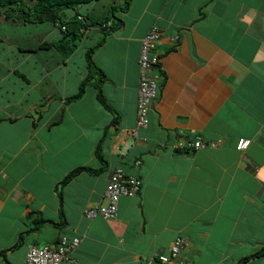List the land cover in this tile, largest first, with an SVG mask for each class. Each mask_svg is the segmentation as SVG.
Listing matches in <instances>:
<instances>
[{
	"label": "crops",
	"instance_id": "0c3cea01",
	"mask_svg": "<svg viewBox=\"0 0 264 264\" xmlns=\"http://www.w3.org/2000/svg\"><path fill=\"white\" fill-rule=\"evenodd\" d=\"M122 1L87 12L102 17ZM114 15L117 29L91 55L110 110L97 101L99 75L67 101L87 75L80 45L65 60L34 50L0 63V264H27L29 245L61 236L80 241L60 264H160L179 236L172 264L254 255L264 245V0H131ZM153 25L161 78L148 125L135 129L141 39ZM197 137L203 148H183ZM239 139L250 143L237 150ZM96 152L101 172L61 185L79 167L98 170ZM115 169L138 179V192L120 198L114 218H86L106 204Z\"/></svg>",
	"mask_w": 264,
	"mask_h": 264
},
{
	"label": "trees",
	"instance_id": "16d2710c",
	"mask_svg": "<svg viewBox=\"0 0 264 264\" xmlns=\"http://www.w3.org/2000/svg\"><path fill=\"white\" fill-rule=\"evenodd\" d=\"M98 1L99 0H0V19H2V22L14 25H42L46 26L47 30L57 31V39L31 46L29 45L28 49V45L26 46V41H28L26 33L24 39L21 37L19 41L15 43L19 44L17 49H19L18 52L21 54L34 53V50L41 51L52 49L64 60L71 56L77 50L80 43L85 40L86 32L97 29L100 33L99 38L95 44L87 47L83 53L87 75L79 83L76 94L68 97L67 101L80 99L85 92L89 80L92 79L93 75H99L101 79L98 80L95 85L97 101L101 106L108 108L100 92L101 80L104 78V74L93 63L91 55L104 43L106 37L117 29L118 25L114 13L116 11L125 12L131 0H124L122 6L113 7L112 11L102 17L92 16L91 13L86 10H84V12L80 11L82 8L81 6ZM96 157L100 163L98 170L79 167L68 174L61 185L66 184L68 180L81 171H88L90 173L101 172L104 169L105 162L98 152H96ZM60 198L59 194V203L61 207L62 202ZM42 222L50 223L48 220H42ZM62 224H65L64 221H62ZM263 255L264 245L254 255L241 259L237 264H245L250 258H257Z\"/></svg>",
	"mask_w": 264,
	"mask_h": 264
},
{
	"label": "built area",
	"instance_id": "2783aa9c",
	"mask_svg": "<svg viewBox=\"0 0 264 264\" xmlns=\"http://www.w3.org/2000/svg\"><path fill=\"white\" fill-rule=\"evenodd\" d=\"M160 29L153 25L141 39L140 52L138 58V84H137V101H136V121L135 129L145 128L148 125V116L152 102L158 94V81L160 77L153 73L157 68L160 57L155 51V47L160 40ZM247 139H239L236 149L243 150L249 145ZM210 146H214L211 144ZM204 144L197 137L195 141H186L183 148L199 149ZM140 181L135 177H125L120 169H115L111 174L104 193L106 204L104 206L95 205L85 210L84 216L88 219L99 215L104 219H112L116 216L118 202L123 196H134L139 188ZM79 238L67 239L60 237L52 246L37 248L28 246L25 255V261L28 264H59L67 261L70 255L75 251L79 244ZM186 241L183 237H176L169 249V254L159 257L161 264H172L177 260ZM185 264V263H181Z\"/></svg>",
	"mask_w": 264,
	"mask_h": 264
},
{
	"label": "rangeland",
	"instance_id": "374dc122",
	"mask_svg": "<svg viewBox=\"0 0 264 264\" xmlns=\"http://www.w3.org/2000/svg\"><path fill=\"white\" fill-rule=\"evenodd\" d=\"M102 1L104 0H99L98 2L83 5L81 6L82 8L80 9V11L84 12V10L87 11L89 7L93 8V6H99L102 3ZM119 5L122 6L123 1L120 2ZM115 19L117 21H120L118 17H116ZM19 25L5 23V22H2V19H0V63H2L4 59L9 56V54L12 56V58L15 56H19L18 54L19 49H17L19 47V44H16L15 42L19 41L21 37L24 39L26 34L28 37V42L31 43L30 45H32V43L33 44L37 43L36 40L39 38H41L40 41L42 40V38L43 40L51 41V40L56 39L58 36V32L56 31H54L55 34L52 36L48 34H43V32L47 31L46 26L27 25V24L20 25V26ZM91 32L92 31L89 32L87 36L88 37L87 40H84L80 43L79 48L81 50H85L86 47L93 45L94 42L96 41L98 34H96L95 37L91 38V35H92ZM38 52H40L45 57L46 55L54 54L55 51L52 50V51H38ZM18 84L19 83H17V86Z\"/></svg>",
	"mask_w": 264,
	"mask_h": 264
},
{
	"label": "clouds",
	"instance_id": "9594fccd",
	"mask_svg": "<svg viewBox=\"0 0 264 264\" xmlns=\"http://www.w3.org/2000/svg\"><path fill=\"white\" fill-rule=\"evenodd\" d=\"M40 39H41V38L37 39V40H36L37 43H34V44H38V43H40ZM30 44H31V43H28V45H30ZM34 44L32 43V45H34ZM30 46H31V45H30ZM27 49H28V47H27ZM61 237H62V236H61ZM63 237H64V236H63ZM75 238H76V237H75ZM29 246H30V245H29ZM32 246H35V245H32ZM46 246H47V245H46ZM48 246H50V245H48ZM35 247H37V246H35ZM42 247H44V246H42ZM37 248H41V247H37ZM26 252H27V251H26ZM25 255H26V254H25ZM25 262H26V261H25ZM26 263H27V262H26ZM27 264H28V263H27ZM59 264H60V263H59Z\"/></svg>",
	"mask_w": 264,
	"mask_h": 264
},
{
	"label": "water",
	"instance_id": "95a60500",
	"mask_svg": "<svg viewBox=\"0 0 264 264\" xmlns=\"http://www.w3.org/2000/svg\"><path fill=\"white\" fill-rule=\"evenodd\" d=\"M117 25H119V21H117ZM258 142H260V143H261V139H258Z\"/></svg>",
	"mask_w": 264,
	"mask_h": 264
}]
</instances>
